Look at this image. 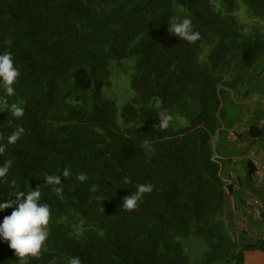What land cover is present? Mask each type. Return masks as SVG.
I'll return each mask as SVG.
<instances>
[{"label": "trees", "instance_id": "trees-1", "mask_svg": "<svg viewBox=\"0 0 264 264\" xmlns=\"http://www.w3.org/2000/svg\"><path fill=\"white\" fill-rule=\"evenodd\" d=\"M242 1L264 20V0ZM237 8V0H0V53L11 52L20 70L8 100L25 109L19 119L0 109V143L24 129L0 155V164L13 161L0 178V202L70 170L61 197L51 186L41 190L49 237L27 264H67L72 256L82 264H243L244 252L264 253V240L231 235V197L212 161L227 93L264 55V38L244 33ZM185 16L201 34L195 43L169 33L171 19ZM130 58L133 97L118 114L102 91L109 62ZM161 110L174 116L166 130L155 128ZM145 140L153 151L141 148ZM141 183L153 192L135 210L121 208ZM11 212H0V222ZM189 237L208 248L199 262L183 247ZM0 264H19L2 239Z\"/></svg>", "mask_w": 264, "mask_h": 264}, {"label": "clouds", "instance_id": "clouds-1", "mask_svg": "<svg viewBox=\"0 0 264 264\" xmlns=\"http://www.w3.org/2000/svg\"><path fill=\"white\" fill-rule=\"evenodd\" d=\"M169 33L178 37L180 40L188 43H195L201 38L198 31L193 30L192 20L185 16L177 20L173 17L169 22ZM20 76V70L14 66L12 53L5 51L0 53V109L6 110L14 119L22 118L25 114L24 107L16 102L10 103L8 98L16 95L14 87ZM159 103V101H157ZM158 123L155 128L166 130L174 120V116L167 110L158 112ZM24 134L22 127L15 128L7 137V144L0 143V155L6 151L7 145L15 144ZM145 152L153 151L150 140H145L141 144ZM13 166L11 159L5 160L0 164V178L7 176L9 169ZM62 177H70L69 168L65 167L61 175L46 174L43 186H37L30 191H19L13 194L15 199H9L0 202V212L6 209H12L11 215L5 216L0 222V239L8 242L10 249L14 250L19 258V264H27L28 258H37L40 256L45 242L49 237L50 206L47 203H41L42 188L51 186L52 191L57 197L63 195ZM77 179L81 182L87 180L84 173H80ZM127 183L128 181L125 180ZM98 190L97 185H93L91 192L94 199H101L95 193ZM154 190L151 183H141L136 185V190L131 195L122 199L121 208L127 211L135 210L142 201L145 194H150ZM67 264H82L79 256H72Z\"/></svg>", "mask_w": 264, "mask_h": 264}, {"label": "crops", "instance_id": "crops-1", "mask_svg": "<svg viewBox=\"0 0 264 264\" xmlns=\"http://www.w3.org/2000/svg\"><path fill=\"white\" fill-rule=\"evenodd\" d=\"M257 65L258 62L246 70L243 79L253 74ZM260 73H264V66ZM239 83L227 93L226 103L231 107L239 90ZM239 95L240 101L234 104L239 118L229 128H220L212 139V150L214 156L219 158L222 181L232 179L238 185V189L229 198L226 209V222L230 233L235 239L238 237L245 243H255L264 240V187L255 184L252 179L249 155L254 153L256 159L264 163V130L258 131L264 126V105L258 103L242 106L241 102L244 103L243 100L248 94ZM219 141L225 144L223 149L219 148ZM226 152L231 155L226 156ZM246 201H251L252 206L260 210V220L251 218L249 208L245 206ZM243 259V264H264V253L247 251L243 253Z\"/></svg>", "mask_w": 264, "mask_h": 264}, {"label": "rangeland", "instance_id": "rangeland-1", "mask_svg": "<svg viewBox=\"0 0 264 264\" xmlns=\"http://www.w3.org/2000/svg\"><path fill=\"white\" fill-rule=\"evenodd\" d=\"M238 8L235 12L237 21L241 24L245 34L259 35L264 38V20H256L251 17L247 4L242 0H237ZM212 41V40H211ZM210 45L204 44L200 50V58L203 60L207 57ZM135 59H125L121 61H110L109 70V86L103 88V99L112 101L116 107L117 113H120L122 107L131 101L133 93L130 89V78L133 72ZM264 66V55L259 59L258 65L254 68L253 74L246 79H242V82L238 84L239 90L235 96L234 102L232 101V107L228 103L223 104V116L221 118L222 126L229 128L230 125L235 124L239 118L237 107L234 106L235 102L240 101L241 96L239 94H248V96H255L264 93V73L260 71ZM260 73V74H259ZM257 75V76H256ZM244 102V100H243ZM241 105H246L241 102ZM241 120V118H240ZM235 121V122H234ZM179 126H183L184 120H178ZM219 148L223 149L225 144L222 141L218 142ZM213 148V147H212ZM231 153L226 152V156H230ZM183 247L189 254V260L191 263L199 262L208 248L205 242L196 237H189L181 240Z\"/></svg>", "mask_w": 264, "mask_h": 264}, {"label": "built area", "instance_id": "built-area-1", "mask_svg": "<svg viewBox=\"0 0 264 264\" xmlns=\"http://www.w3.org/2000/svg\"><path fill=\"white\" fill-rule=\"evenodd\" d=\"M263 104L264 105V94L263 95H255V96H246L244 99V104L246 105H255V104ZM250 162L253 166L252 179L255 184L264 187V163L259 162L256 159L254 153L249 155ZM212 161L220 166L219 158L214 156ZM223 189L224 192L229 196H231V192L236 191L238 189V185L232 180H224L223 181ZM245 206L249 208L250 216L255 221L261 219V212L258 208L253 207L251 201H246Z\"/></svg>", "mask_w": 264, "mask_h": 264}]
</instances>
